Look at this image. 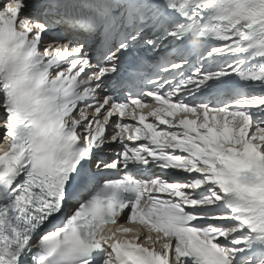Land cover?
Segmentation results:
<instances>
[{
	"label": "snow or ice",
	"instance_id": "6c2138e0",
	"mask_svg": "<svg viewBox=\"0 0 264 264\" xmlns=\"http://www.w3.org/2000/svg\"><path fill=\"white\" fill-rule=\"evenodd\" d=\"M0 264H264V0H3Z\"/></svg>",
	"mask_w": 264,
	"mask_h": 264
}]
</instances>
